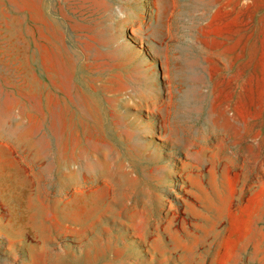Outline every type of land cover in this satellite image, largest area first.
<instances>
[{"label": "rangeland", "instance_id": "rangeland-1", "mask_svg": "<svg viewBox=\"0 0 264 264\" xmlns=\"http://www.w3.org/2000/svg\"><path fill=\"white\" fill-rule=\"evenodd\" d=\"M0 264H264V0H0Z\"/></svg>", "mask_w": 264, "mask_h": 264}]
</instances>
